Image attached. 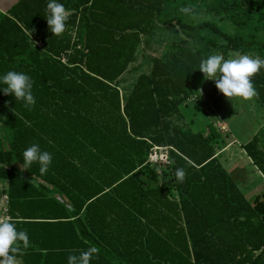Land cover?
<instances>
[{
	"label": "trees",
	"instance_id": "16d2710c",
	"mask_svg": "<svg viewBox=\"0 0 264 264\" xmlns=\"http://www.w3.org/2000/svg\"><path fill=\"white\" fill-rule=\"evenodd\" d=\"M59 2L67 14L60 35L48 30L47 0L0 12V74L29 75L35 99L29 109L0 93V181L28 237L16 260L67 264L69 253L94 247L90 264H264V192L246 197L216 156L214 124L209 134L193 132L181 107L198 94L201 58L219 48L224 57L264 58V0ZM201 12L246 28L247 37L187 20ZM167 27L196 45L182 39L161 56L146 54L147 71L123 93L139 50ZM250 80L264 108V69ZM32 143L52 154L43 175L35 163L20 170ZM154 146L168 147L162 178L149 162ZM242 148L264 176V124Z\"/></svg>",
	"mask_w": 264,
	"mask_h": 264
},
{
	"label": "rangeland",
	"instance_id": "374dc122",
	"mask_svg": "<svg viewBox=\"0 0 264 264\" xmlns=\"http://www.w3.org/2000/svg\"><path fill=\"white\" fill-rule=\"evenodd\" d=\"M191 23H200L204 20L213 21L217 23L225 32L232 34L240 31L247 37L248 30L246 28L239 30L236 25L230 23L226 20H220V18L212 13L201 12L194 14L187 19ZM189 40L191 45H196L193 39L185 34L182 29L178 27H167L159 28L154 30L153 40L151 41L150 48L145 49L143 46L138 52L136 60L130 65L129 70L125 73L123 77V82L121 84V90L126 93V88H131L136 81L140 73L147 71L148 69V59L147 56L156 55L161 56L166 50L169 44L173 42H178L180 40ZM225 41L222 40V43ZM223 52L222 48L216 51V53L221 54ZM250 52H245L241 54H249ZM232 54H239L233 52ZM251 56L259 57L260 53H250ZM225 58H231V52H229ZM210 79H202V84L199 85V91L194 99H191L187 103L183 104L182 111L185 116V123L191 128L193 132H203L209 134V125L214 124L217 132L220 134V138L216 139V156L219 158L220 162L235 179L241 190L244 192L246 197L250 198L256 194L264 192V177L258 169H256L251 162L250 158L244 154L240 148V142H237L236 137L241 142H246L251 138L248 136L252 130H254V125L259 126L264 124V112L259 111V103L255 95L249 99H242L239 97L228 98L224 95L220 96V100L225 97V102L227 104L239 105L240 108L243 106V116L240 120L241 122L233 125L234 122L226 121V115L220 114L219 110L216 112L210 106V89L207 88ZM201 90V91H200ZM214 100H219L216 97ZM264 110V108L262 107ZM255 113V117L252 119L250 115ZM234 112V111H233ZM239 114V113H238ZM249 116V117H248ZM230 117V116H229ZM255 120V121H253ZM253 124V126L251 125ZM238 124H241L243 129L248 128L244 133H239L236 128ZM246 125L248 127H246ZM233 127V130L231 128ZM262 126H260L261 128ZM0 147H6V135L0 129ZM241 149L240 153L237 150ZM233 151V152H232ZM153 152V151H152ZM161 154V151H158ZM169 162L159 161L155 163L158 174L162 178L163 172L167 170V165ZM3 185H0V197L2 193L6 192L7 182L0 181ZM6 186H5V185ZM171 194H175L172 190ZM1 202V199H0ZM16 264H22L19 260H16Z\"/></svg>",
	"mask_w": 264,
	"mask_h": 264
},
{
	"label": "clouds",
	"instance_id": "9594fccd",
	"mask_svg": "<svg viewBox=\"0 0 264 264\" xmlns=\"http://www.w3.org/2000/svg\"><path fill=\"white\" fill-rule=\"evenodd\" d=\"M260 0H257L259 3ZM181 13H188V7L179 9ZM46 19L48 30L52 35H60L65 30L67 14L66 9L59 0H47ZM199 71L204 79L214 82L216 89L225 97H239L249 99L253 97L255 88L250 77L259 70L264 69V58L250 56L248 54H232L231 58H225L218 53L209 54L201 58L198 64ZM33 80L24 72L9 70L0 74V93L11 94L15 101H21L24 107L31 108L35 103L32 95ZM22 164L20 170L30 169L32 164L38 165V172L43 175L52 162V154L42 150L39 144L28 145L21 153ZM185 171L176 168L174 179L183 183ZM16 221L7 217L0 218V264H16V255L21 251V245L27 246V233L16 227ZM96 248L89 247L76 254L67 255V264H90L94 258Z\"/></svg>",
	"mask_w": 264,
	"mask_h": 264
},
{
	"label": "crops",
	"instance_id": "0c3cea01",
	"mask_svg": "<svg viewBox=\"0 0 264 264\" xmlns=\"http://www.w3.org/2000/svg\"><path fill=\"white\" fill-rule=\"evenodd\" d=\"M17 1H19V0H0V12H3V13H5V12H7L10 8H11V6L13 5V4H15ZM39 44V43H38ZM232 53L233 52H231V55H232ZM237 53H239V54H241L240 52H237ZM248 55H250L251 56V54L249 53ZM207 88H209L210 89V106L213 108V110H215L216 112L219 110V113L221 114H225L226 115V121H224V122H226V124H227V122L229 121V123H230V125H231V122H234V124L233 125H236L237 124V122L238 123H240L241 122V118L243 117V116H241L240 114H242L243 113V106L244 105H242L240 108L237 106V105H232V104H227V102H225V97H223L222 98V100H220V96H222L223 94L222 93H220L217 89H216V87H215V84H214V82L212 81V80H210V83H208V85H207ZM216 97H218V99L219 100H214ZM259 111H261V112H264V110L262 109V106L259 104ZM234 111V112H233ZM254 113L253 114H251L250 115V118H254L255 117V113H256V111H253ZM239 113V114H238ZM230 116V117H229ZM249 117V116H248ZM253 121H255V120H253ZM251 125L253 126V124L251 123ZM263 124H261V125H259V126H253L254 127V130H252L251 132H250V134L248 135V136H251V138L256 134V132L260 129V126H262ZM246 127H248L247 125H246ZM231 128H232V130H233V127L231 126ZM237 129H238V131H239V133H244L246 130H248V128H244L243 129V127L241 126V124H238L237 125V127H236ZM250 138V139H251ZM249 139V140H250ZM236 140H237V142H240V148L242 149V151L244 152V154H246L247 155V153H246V151L242 148V144H244L245 142H241V141H239L238 139H237V137H236ZM249 140H247V141H249ZM246 141V142H247ZM241 149H239V150H237V152L238 153H240V151H241ZM233 152V151H232ZM250 158V157H249ZM251 160V159H250ZM251 162L253 163V161L251 160ZM253 165H254V163H253ZM254 167L257 169V167L254 165ZM261 173V172H260ZM262 174V173H261ZM264 177V176H263ZM3 185V183L2 182H0V185ZM5 185V184H4ZM6 186V185H5Z\"/></svg>",
	"mask_w": 264,
	"mask_h": 264
},
{
	"label": "built area",
	"instance_id": "2783aa9c",
	"mask_svg": "<svg viewBox=\"0 0 264 264\" xmlns=\"http://www.w3.org/2000/svg\"><path fill=\"white\" fill-rule=\"evenodd\" d=\"M65 61V60H63ZM201 91V90H200ZM193 97L192 99H194ZM153 151V152H152ZM158 151H161V154H158ZM159 161L162 162H169V156H168V147H157L154 146L150 152L149 155V162L150 163H157ZM0 202V218L7 217L12 220V217L9 213V197L8 193L4 192L2 193Z\"/></svg>",
	"mask_w": 264,
	"mask_h": 264
}]
</instances>
